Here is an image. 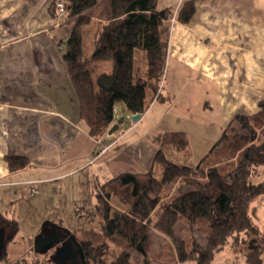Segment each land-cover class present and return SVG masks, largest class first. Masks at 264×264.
Returning <instances> with one entry per match:
<instances>
[{
    "label": "crops",
    "instance_id": "0c3cea01",
    "mask_svg": "<svg viewBox=\"0 0 264 264\" xmlns=\"http://www.w3.org/2000/svg\"><path fill=\"white\" fill-rule=\"evenodd\" d=\"M186 1H158L174 9L162 97L99 139L80 116L62 56L72 23H57L53 0H0V213L18 224L7 244L9 260L26 255L27 264H35L61 245L65 228L84 226L67 223L72 214L58 212L59 203L78 210L86 193L96 203V186L111 177L153 172L166 131H183L189 141L185 148L170 147L171 158L197 163L237 112L260 109L264 0H195L192 18L182 22L178 14ZM102 144L109 145L107 153L93 161ZM8 155L24 156L29 164L11 170ZM13 231L4 229L5 240ZM51 231L65 234L45 246L41 241Z\"/></svg>",
    "mask_w": 264,
    "mask_h": 264
},
{
    "label": "trees",
    "instance_id": "16d2710c",
    "mask_svg": "<svg viewBox=\"0 0 264 264\" xmlns=\"http://www.w3.org/2000/svg\"><path fill=\"white\" fill-rule=\"evenodd\" d=\"M55 1L51 4L54 16ZM64 1L66 19L62 23H72V28L62 43V56L85 127L100 139L121 115L124 120L142 115L162 97L174 9L159 7V0ZM195 7V0H187L178 19L188 22ZM188 145L185 132L166 131L154 157L155 165H162L157 179L152 169L122 172L96 186L91 212L99 219V227L73 232L83 248L86 264H133L125 260L135 252L150 261L155 229L169 237L155 255L158 264H179L178 251L184 252V261L216 264L218 252L244 244L248 248L244 249L246 264H263L264 232L250 209L252 202L264 194V179H259L264 170V99L252 114L237 112L197 163L171 158L170 147ZM6 160L11 170L29 164L24 156L8 155ZM177 183L188 185V189L171 193L170 187ZM147 198L158 200L149 215L141 206L150 208V203L145 204ZM0 220L6 229H14L7 235L0 259L7 264H27L25 256L9 260L7 255L17 220L10 221L2 213ZM196 231L204 234V243L198 240ZM110 243L116 244L120 252L107 262ZM59 253L53 247L46 255L47 261L65 264ZM44 258L34 263H49Z\"/></svg>",
    "mask_w": 264,
    "mask_h": 264
},
{
    "label": "rangeland",
    "instance_id": "374dc122",
    "mask_svg": "<svg viewBox=\"0 0 264 264\" xmlns=\"http://www.w3.org/2000/svg\"><path fill=\"white\" fill-rule=\"evenodd\" d=\"M60 23H62V22H60ZM106 145H108V144H102L99 149H101V147H104ZM105 153H107V152H105ZM160 169H162V165H160V164H157L154 168L153 176L156 179L158 178V173H159ZM259 179H264V170H263L261 176H259ZM172 187H170V190H169L172 193L173 192L174 193H180V192L188 189V185H186V184H177V186L175 187V190ZM85 197H86L85 198L86 203L85 202L77 203L79 206L78 210L76 207L73 206L74 205L73 203H59V208L57 209V211L58 212H60V211L61 212H69L70 214H72L71 216L66 217L67 218L66 221H67V223H70L73 228L76 226H82V225H84L83 228H85V227L98 228L99 227V219L94 217L95 215L91 212L94 209L95 203H90V200H91V194L90 193H86ZM93 200H94V196H93ZM121 203H123V202L121 201ZM146 203H150V208L149 207L146 208L144 204H142L141 206L143 207L144 212L147 215H149L155 209L156 205L158 204V200H153L151 198H147L145 204ZM252 205L253 206L250 209V212L253 216V219L259 225L261 231L264 232V194L259 195L252 202ZM79 211L84 212L83 218H78ZM141 211H143V210H141ZM195 234L201 243L205 242V237H204L203 233H201L200 231H196ZM245 236H246V234H245ZM166 241H169L168 236L166 237L165 235H162V234H160L154 230V232L152 234V240H151V251H150V256H149L150 261H147L144 256L135 252L130 256L129 259H126L125 262L128 263L129 260H131V261H133V264H158V262L156 261L155 255L159 252L161 245ZM24 242L26 243V241H24ZM240 246L239 247L228 246L225 249H223L222 251L218 252L215 255V263L216 264H246L244 249L247 250L248 248H247L246 244L240 245ZM239 248H242V250H239ZM119 252H120V248L116 244L110 243V247H109L108 252L105 256L106 261L109 262L114 257V255L118 254ZM178 256H180V258H181L179 264H196L195 260H193V259H190L188 261H184V259H183V257L185 256L184 252L182 254L181 251H178ZM0 264H2V263L0 262ZM263 264H264V262H263Z\"/></svg>",
    "mask_w": 264,
    "mask_h": 264
},
{
    "label": "water",
    "instance_id": "95a60500",
    "mask_svg": "<svg viewBox=\"0 0 264 264\" xmlns=\"http://www.w3.org/2000/svg\"><path fill=\"white\" fill-rule=\"evenodd\" d=\"M140 116H141V114H134L132 116V119L137 120ZM124 119H125V116L121 115L118 118V120L110 127L109 132L115 131L120 126V124L124 122ZM65 230L68 232V235L66 233L64 235V237H66V238H62V239L57 240V242H61V245L56 246V252L57 253L61 252L62 250H64L65 246H67L68 244L70 246L76 245V248H77L76 250L80 253L81 258H82V264H86V259H85V254H84L83 248L81 247V244L78 242L76 235L68 228H65ZM44 242H46V240ZM44 242L41 241V243H44ZM4 245H5L4 229L0 228V253H1V250L3 249Z\"/></svg>",
    "mask_w": 264,
    "mask_h": 264
},
{
    "label": "flooded vegetation",
    "instance_id": "af4514ba",
    "mask_svg": "<svg viewBox=\"0 0 264 264\" xmlns=\"http://www.w3.org/2000/svg\"><path fill=\"white\" fill-rule=\"evenodd\" d=\"M3 222L0 220V228L4 227L1 225ZM62 232H56V231H51L49 235L51 236L50 238H46V242H44L45 246H48L49 244L53 243L55 239L58 237L62 236ZM54 236V237H53ZM56 236V237H55ZM72 245V244H71ZM77 248L75 246H70L69 244L65 246L64 250H62L59 253V258L61 259L62 263L64 262L65 264H82V258L80 253L76 250Z\"/></svg>",
    "mask_w": 264,
    "mask_h": 264
},
{
    "label": "built area",
    "instance_id": "2783aa9c",
    "mask_svg": "<svg viewBox=\"0 0 264 264\" xmlns=\"http://www.w3.org/2000/svg\"><path fill=\"white\" fill-rule=\"evenodd\" d=\"M55 4H56L57 23H60L66 19V3L64 0H56ZM119 115L120 114L117 113L118 117ZM108 148H109V145H106L104 147H101V149H99L97 152H95V154L93 155V161L101 157L107 151Z\"/></svg>",
    "mask_w": 264,
    "mask_h": 264
}]
</instances>
